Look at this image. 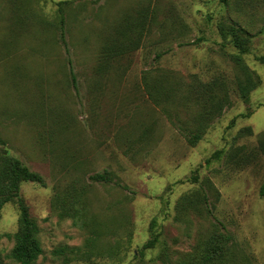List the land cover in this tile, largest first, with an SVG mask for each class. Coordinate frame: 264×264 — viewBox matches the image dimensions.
Returning <instances> with one entry per match:
<instances>
[{
  "label": "rangeland",
  "instance_id": "374dc122",
  "mask_svg": "<svg viewBox=\"0 0 264 264\" xmlns=\"http://www.w3.org/2000/svg\"><path fill=\"white\" fill-rule=\"evenodd\" d=\"M0 141L45 180L21 187L36 264L61 247L68 264H181L222 234L232 264H264V0H0ZM72 181L87 206L61 218ZM19 217L4 206V264Z\"/></svg>",
  "mask_w": 264,
  "mask_h": 264
},
{
  "label": "trees",
  "instance_id": "16d2710c",
  "mask_svg": "<svg viewBox=\"0 0 264 264\" xmlns=\"http://www.w3.org/2000/svg\"><path fill=\"white\" fill-rule=\"evenodd\" d=\"M226 2V0H223ZM222 29V26H220ZM226 37H231L236 46H239L241 52L244 50L243 43H240L236 31L231 33L225 31ZM63 38V36H62ZM239 64L244 70L247 68L244 62ZM242 61V60H241ZM248 83L240 88L243 98L248 99L250 88ZM199 136L195 135L189 138L190 143H196ZM89 180L97 183H112L114 178L110 172L96 173L89 177ZM37 183L45 186V180L39 173L33 172L18 158L12 156L5 146L4 141H0V219L4 206L7 203L14 202L17 204L20 217L18 231L12 236L14 239V247L11 251L10 258L18 264H36L38 259L44 254V249L40 240V226L38 222L31 216L30 209L25 200L21 197V187L24 183ZM118 186L123 187L119 183ZM126 189V187H123ZM88 186L82 185L80 181H72V183L64 189L56 188L53 198L52 207L59 213L61 218L77 219L88 202ZM261 196L264 197V184L261 188ZM157 221L154 219L151 223V230L154 229ZM232 237L229 234L221 235L214 243H210L202 255L192 260H185L181 264H232L233 255L230 251L229 242ZM158 237H154L144 245L145 249H151L156 246ZM68 247H61L54 251V254L64 258V264L69 263L66 256ZM0 264H4L0 260Z\"/></svg>",
  "mask_w": 264,
  "mask_h": 264
}]
</instances>
